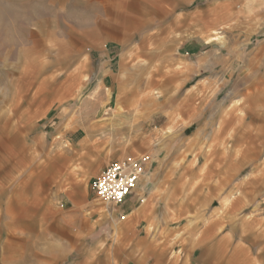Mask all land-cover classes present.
<instances>
[{"label":"rangeland","instance_id":"obj_1","mask_svg":"<svg viewBox=\"0 0 264 264\" xmlns=\"http://www.w3.org/2000/svg\"><path fill=\"white\" fill-rule=\"evenodd\" d=\"M127 156L118 234L90 183ZM75 230L58 264H264V0H0V259Z\"/></svg>","mask_w":264,"mask_h":264},{"label":"crops","instance_id":"obj_2","mask_svg":"<svg viewBox=\"0 0 264 264\" xmlns=\"http://www.w3.org/2000/svg\"><path fill=\"white\" fill-rule=\"evenodd\" d=\"M212 39H214V38L212 37ZM101 72L103 75H105L106 78H108V80L114 77L111 69H109L108 71L103 70ZM102 78H104V76ZM140 185H137L136 189L132 191V193H131L132 195L137 193L136 190L139 188ZM151 193H153V192H150V194ZM132 195H130L127 199H125L126 200L125 203H127L128 206L130 204H132V202H133V204L130 207L125 209V212L127 213V216H129L130 219L127 222H124V220L117 221L116 220L117 217L115 215L111 216L109 227L113 231L118 232V234H119V232H126V231H129L131 228H133L134 225L139 221L138 216L140 215V213L142 211H144L143 210L144 208H142L144 206H141V205L136 206L134 204V197H131ZM100 209H102L103 211H108L106 208V205H102ZM125 218H126V216H125ZM60 233L61 234L59 236H50V238H49L48 242L50 245L53 244V246L51 245V246L47 247V264H58L59 262H61L62 257H63V253L65 252L64 250L67 249L65 245H67L68 243H70V244H73V243L74 244H83L84 243V241H80L83 238V233L78 231V230L70 231L68 233L66 231H64V232L60 231ZM131 240H132L133 244L131 245V247L128 249L127 252L131 253V252L140 251V256H139V258H137L134 261V264H143L146 260L145 259L146 256L150 253V251L157 247L155 245L156 241L154 240V238H152L149 235H143V237L137 236L136 238H132ZM91 248H92V250H94L95 245L92 246ZM119 249H120V246H119ZM52 250H54V251L52 252ZM95 258L96 257H94V259L91 258V260H92L91 264H99V262H96L98 260H96ZM106 259L108 260L109 257L106 256ZM94 262H96V263H94ZM5 263H7V262L4 259V257L2 256L0 259V264H5Z\"/></svg>","mask_w":264,"mask_h":264},{"label":"built area","instance_id":"obj_3","mask_svg":"<svg viewBox=\"0 0 264 264\" xmlns=\"http://www.w3.org/2000/svg\"><path fill=\"white\" fill-rule=\"evenodd\" d=\"M146 157L127 156L109 164L90 183L91 192L102 202L119 206L136 187L144 172ZM125 215L121 214L120 219Z\"/></svg>","mask_w":264,"mask_h":264}]
</instances>
